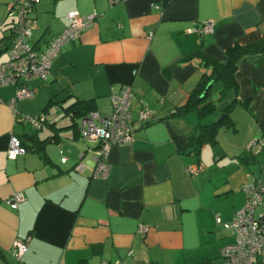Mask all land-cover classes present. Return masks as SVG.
Listing matches in <instances>:
<instances>
[{
	"label": "crops",
	"instance_id": "0c3cea01",
	"mask_svg": "<svg viewBox=\"0 0 264 264\" xmlns=\"http://www.w3.org/2000/svg\"><path fill=\"white\" fill-rule=\"evenodd\" d=\"M11 1L0 0V62L11 43ZM71 11L97 18L63 46L47 81L24 83L35 96L14 105L20 116L46 109L42 129L27 131L14 115L16 86L0 88V264H224L220 250L234 238L216 218L230 222L245 202L242 187L264 183V146L248 150L264 139V53L240 61L234 127L220 129L198 156L190 153L197 127L217 121L234 90L220 99L216 82V111L202 119L173 112L210 74V61L224 63L236 45L264 44V0H36L30 44L43 51ZM207 20L213 32L201 37L193 23ZM125 86L132 118L143 107L154 118L133 128L132 141L111 148L108 177L96 178V144L80 138V119L77 130L65 110L90 101L99 115H110V97ZM12 132L29 146L16 160L6 155ZM27 135L45 141L42 151ZM15 192L25 200L13 209L7 200ZM25 239L27 251L16 261L12 246Z\"/></svg>",
	"mask_w": 264,
	"mask_h": 264
},
{
	"label": "built area",
	"instance_id": "2783aa9c",
	"mask_svg": "<svg viewBox=\"0 0 264 264\" xmlns=\"http://www.w3.org/2000/svg\"><path fill=\"white\" fill-rule=\"evenodd\" d=\"M110 4L116 0H108ZM36 0H12L8 4L7 18L11 20L13 39L6 50L7 60L0 62V88L16 86L15 97L9 102L14 115L24 123L30 124L36 130L42 129L48 116L41 113L38 116H20L14 110L16 101L32 99L36 91L25 86L24 83L34 79L47 81L50 67L60 54L64 45L80 39L82 34L93 26L97 13L82 15L78 11L66 14L67 26L57 36L52 38L43 51L37 50L30 44L32 29L37 24L34 16ZM156 9H160L156 6ZM193 31L201 37L213 32V22H194ZM112 113L101 116L92 111L79 121V136L89 143L96 144L94 154V177L107 178L109 174L108 157L111 148L122 146L132 141L134 127L149 123L154 118V112L143 107L137 112V118H132L130 109L132 100L131 86L123 87L119 93L110 97ZM17 119V120H18ZM264 146L263 138L254 139L248 146ZM26 148L21 145L20 138L12 132L6 151L9 160L26 154ZM187 169L188 173H196ZM246 195L243 206L237 210L230 222L222 223L220 218L216 222L232 233L234 242L220 250L225 264H261L264 263V184L259 180H252L242 187ZM25 198L21 192H15L7 200L8 206L16 209ZM147 226L141 224L138 232L145 234ZM28 239L15 241L12 246L13 255L20 259L27 251ZM106 264V263H103Z\"/></svg>",
	"mask_w": 264,
	"mask_h": 264
},
{
	"label": "trees",
	"instance_id": "16d2710c",
	"mask_svg": "<svg viewBox=\"0 0 264 264\" xmlns=\"http://www.w3.org/2000/svg\"><path fill=\"white\" fill-rule=\"evenodd\" d=\"M12 26L9 29L10 34L9 38L12 40L14 35L12 32ZM254 53H264V44L254 45V46H234L227 51V58L224 63L210 61L208 64L211 67L210 74H203L200 78L198 84L196 85L193 92L190 94L188 101L183 107H179L173 112V115L183 116L186 113L194 111L200 117V119L210 116L216 111V102L212 101L210 98L211 89L216 82H221L223 85V90L220 94V99L224 97L228 90H234V101L228 105L223 110V115L217 121L212 122L208 125L200 124L197 127V134L192 138V147L191 154L199 155L200 150L203 145L210 143H216V137L220 129L233 128L234 122L231 118V111L239 102L238 99V85L236 83L235 74L238 70L239 63L242 59L246 58L248 55ZM206 62V61H205ZM212 83L213 85H210ZM52 104V102L50 101ZM243 105L248 108V102H244ZM49 105L47 106V108ZM46 110V109H45ZM44 110V113H46ZM70 114L72 120L74 121L73 127L78 126L76 123V119H81L87 116L90 112L94 111L92 107V103L90 101H75L72 105L66 108L65 110ZM26 140L32 142L30 146L33 149L38 148L39 151H42L43 144L45 141L37 142L36 138L33 136H25ZM21 145L28 150V147L25 141L21 140ZM256 180V179H254ZM262 181V180H259ZM263 183V181H262ZM264 184V183H263ZM0 254L1 251H0ZM25 254V253H24ZM23 254V255H24ZM11 255L16 261H20L13 255V251L11 249ZM225 264V263H224ZM264 264V263H261Z\"/></svg>",
	"mask_w": 264,
	"mask_h": 264
},
{
	"label": "rangeland",
	"instance_id": "374dc122",
	"mask_svg": "<svg viewBox=\"0 0 264 264\" xmlns=\"http://www.w3.org/2000/svg\"><path fill=\"white\" fill-rule=\"evenodd\" d=\"M5 59V54H2V56H1V58H0V61H2V60H4ZM221 88V84L220 83H216V85L214 86V88H213V91H212V94H211V99L213 98V95H214V92L216 93L219 89ZM222 117V114L220 115V117L219 118H221ZM218 118V119H219ZM26 130L27 131H31L32 133H35V132H37V130L34 128V127H32L30 124H28L27 126H26ZM40 133H42V132H39V134ZM41 135V134H40Z\"/></svg>",
	"mask_w": 264,
	"mask_h": 264
},
{
	"label": "water",
	"instance_id": "95a60500",
	"mask_svg": "<svg viewBox=\"0 0 264 264\" xmlns=\"http://www.w3.org/2000/svg\"><path fill=\"white\" fill-rule=\"evenodd\" d=\"M211 85H213V84H212V83H210L209 87H210Z\"/></svg>",
	"mask_w": 264,
	"mask_h": 264
}]
</instances>
